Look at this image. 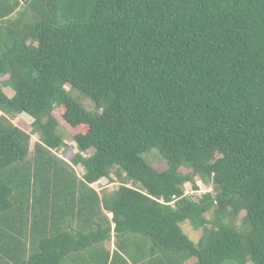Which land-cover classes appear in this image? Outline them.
<instances>
[{"label":"trees","instance_id":"1","mask_svg":"<svg viewBox=\"0 0 264 264\" xmlns=\"http://www.w3.org/2000/svg\"><path fill=\"white\" fill-rule=\"evenodd\" d=\"M0 78V264H264V0H0Z\"/></svg>","mask_w":264,"mask_h":264},{"label":"rangeland","instance_id":"2","mask_svg":"<svg viewBox=\"0 0 264 264\" xmlns=\"http://www.w3.org/2000/svg\"><path fill=\"white\" fill-rule=\"evenodd\" d=\"M1 77V78H5ZM0 78V80H1ZM1 85V83H0ZM2 90L8 94V96L12 95V89H10L7 86H2ZM68 95L73 98L76 102H78L81 106H83L85 109L93 111V112H100L101 108L96 106L95 103L88 97L86 96L84 93H82L80 90L76 89V88H72L71 90L68 91ZM53 115L55 116V118L58 120V122L68 130L69 133L72 134V132H74L71 127L60 117V115L58 114L57 111L53 112ZM12 123L17 125L18 127H20L21 129H23L25 132H29L31 130V118L24 114H18L15 118L11 119ZM36 140V134H30V148L31 145L33 144V142ZM65 142L69 145L66 148H63L62 153L60 152V156L64 157L65 159H69L70 156L76 151V147L74 142L72 141V139H70L69 137L65 136ZM142 157L145 159L146 162L150 163L152 166H154L157 170H162L163 168L166 167L165 162L160 160V156L158 154V151L156 149H151L149 151H146L142 154ZM180 170L182 172H185L186 170L183 168H180ZM78 172L80 173L81 170L78 169ZM114 171H112L107 177H102L100 178L96 184H93V186L97 187L98 189H101L102 187L105 188H114L118 185V179H113V177H117V175L115 173H113ZM116 175V176H115ZM122 175V174H121ZM124 175V174H123ZM122 175V177H123ZM110 177H112V181L109 179ZM128 181V180H127ZM199 184V191L198 192H202L205 190H211V186H206L203 185L202 183H200L199 181H197ZM128 184H131V181L127 182ZM132 185V184H131ZM185 191L186 193H192V190L189 189V186L185 187ZM198 194V193H197ZM193 197H196V195H194V193L192 194ZM240 214H243V212H241ZM180 227L182 229V231L189 237L190 240H192L193 242H196L199 237L202 234V230L201 229H194L193 227H191V225L187 222L184 221L182 223H180ZM107 244H111V242H107ZM222 264H230L228 262L222 263Z\"/></svg>","mask_w":264,"mask_h":264},{"label":"crops","instance_id":"3","mask_svg":"<svg viewBox=\"0 0 264 264\" xmlns=\"http://www.w3.org/2000/svg\"><path fill=\"white\" fill-rule=\"evenodd\" d=\"M107 215L110 217L111 216V213H107ZM111 244H109L110 247H113V243H112V239H111ZM108 245V244H107Z\"/></svg>","mask_w":264,"mask_h":264},{"label":"built area","instance_id":"4","mask_svg":"<svg viewBox=\"0 0 264 264\" xmlns=\"http://www.w3.org/2000/svg\"><path fill=\"white\" fill-rule=\"evenodd\" d=\"M185 191H187V190H185Z\"/></svg>","mask_w":264,"mask_h":264}]
</instances>
